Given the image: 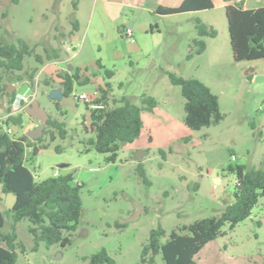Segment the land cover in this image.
Listing matches in <instances>:
<instances>
[{
    "label": "rangeland",
    "instance_id": "1",
    "mask_svg": "<svg viewBox=\"0 0 264 264\" xmlns=\"http://www.w3.org/2000/svg\"><path fill=\"white\" fill-rule=\"evenodd\" d=\"M74 1L0 0V41L23 38L46 60L51 44L58 43L62 36L61 26L71 27ZM154 1L125 0L118 9L124 22L134 27L135 43L118 34L120 23L113 21L116 14L101 9L86 42L82 31L75 39L76 48L72 47L74 43L70 45L72 54L86 43L82 59L92 78L98 71L103 73L98 61L114 70L111 84L115 96L126 95L140 103L142 94L147 93L160 102L152 111L143 110L140 136L122 144L115 162H109L107 154L87 144L94 134L84 129V122L89 125L90 119L83 101L77 100V111L64 106L63 117L44 83L53 77L38 69L30 78L32 67L40 68L35 56L26 57L21 72L0 68L5 85V90L0 91V124L8 113L10 90L32 94L26 108L20 111L25 112L22 126L14 127L16 137L26 134L31 125L26 110L35 99L49 114L66 122L67 135L54 140L45 135L48 147L26 161L28 168L38 180L70 173L75 182L82 184L83 213L70 235L72 242L47 247L41 241L34 250L35 242L28 231L30 222L22 220L16 231L26 252H19L16 264H82L85 257L101 248H106L118 264H166L160 253L153 263L141 262L143 246L153 228L161 224L170 234L195 220L220 215L234 200L236 177L225 170L229 163L264 169V58L234 60L227 2L214 0L215 6L201 13V18L218 33L216 37L204 38L207 48L202 54L187 59L189 46L197 37L193 14L157 15ZM84 5L87 20L92 0H85ZM256 5H264V0L248 2L250 7ZM147 22L160 30L146 36ZM147 25L149 30L151 25ZM139 45L147 49L144 54L133 53ZM167 72L205 82L218 95L224 118L199 130L187 127L185 99ZM97 80L77 85V94L93 95ZM31 150L28 149L27 158ZM138 153L142 155L140 160ZM139 165L145 170L147 181L140 176ZM0 197V210L6 212L15 197L4 193L1 183ZM2 230H11L10 220ZM223 230V235L208 242L195 256L196 264H264V196L251 216L234 229L226 224Z\"/></svg>",
    "mask_w": 264,
    "mask_h": 264
},
{
    "label": "trees",
    "instance_id": "2",
    "mask_svg": "<svg viewBox=\"0 0 264 264\" xmlns=\"http://www.w3.org/2000/svg\"><path fill=\"white\" fill-rule=\"evenodd\" d=\"M226 16L230 34V43L233 57L236 61L257 60L264 58V5L248 7L246 0H224ZM79 0L74 1L77 8ZM215 6L214 0H182L175 6H160V13L171 14L191 10H206ZM77 29V22H73ZM195 28L197 37L192 40L187 59L194 54H202L207 47L204 37H216L217 30L196 19ZM35 56L41 65L45 57L35 51L25 39L18 38L16 42L0 41V68L6 72H20L25 69V59ZM47 59H51L49 53ZM103 69L105 78L110 79L115 72L106 68L98 61ZM39 65L32 67L30 78L38 71ZM172 84L181 88L185 99L184 122L192 130H199L218 124L224 114L220 110L219 97L202 80L194 77H184L174 72H167ZM89 78L83 79L79 71L62 75L59 86L66 95H71L77 85L86 84ZM48 87H54L53 79H45ZM5 90L0 75V91ZM113 87L110 81L100 86L97 102H104L105 108H86L90 124L84 122L86 132L94 135L87 139V144L97 152L107 154L109 162H115L119 156L122 144L134 142L144 128L143 110H154L159 101L153 95L143 93L140 103L133 102L128 96L116 98L112 95ZM16 91L8 92L9 104L16 96ZM61 116H65L64 105L53 100ZM78 106V105H77ZM11 107L8 106V112ZM25 113V112H24ZM19 112L4 119L6 125L22 126L23 114ZM254 126V125H253ZM45 135L51 140L67 135L65 120L50 114L43 134L30 139L26 134L18 138L9 134L0 124V183L4 193H12L15 197L13 206L3 212L0 210V264H16L19 252H26V246L18 240L17 224L28 220V231L35 242L34 250L39 248L41 241L47 247L55 244L66 246L72 242V232L83 213V200L81 196L82 184L74 181L73 175L55 174L48 178L38 180L28 168L26 161L33 159L40 149L47 148ZM152 140V137H150ZM31 148V156L27 158V151ZM60 150L59 146H56ZM165 153L164 150H162ZM139 174L147 181L145 170L138 167ZM236 177L234 200L228 204L220 215L205 217L182 227L173 229L167 234L165 228L159 224L150 231L147 243L142 249L141 262L153 263L155 256L161 254L166 264H196L195 256L210 241L224 234V226L231 229L241 221L251 216L253 208L264 196V169L261 167H248L245 164L229 163L226 167ZM2 198L0 197V200ZM10 220L11 230L3 232V227ZM82 264H118L106 248L92 253L84 258Z\"/></svg>",
    "mask_w": 264,
    "mask_h": 264
},
{
    "label": "crops",
    "instance_id": "3",
    "mask_svg": "<svg viewBox=\"0 0 264 264\" xmlns=\"http://www.w3.org/2000/svg\"><path fill=\"white\" fill-rule=\"evenodd\" d=\"M181 1L182 0H177L175 3H172V2H164L161 0H156L153 2V5L155 7V10H153V11L157 15H166L164 13L158 12L157 9L160 6H175V5H178ZM84 2H85V0H79L77 8H74V15L71 16V19H70L71 27L66 29L63 26H61L62 36L60 37L59 42L51 44V46H50V51H51L50 54H51L52 58L46 59L44 61V63L40 65L39 73L45 72L46 74L52 76L53 77L52 78L53 84L55 85L54 87L62 88L61 86H59V83L62 81V75L66 74L67 72L73 73V72L79 71L80 74L82 75L83 79H85L86 77L89 78L87 83L93 82L96 78H98L97 84L94 87L93 94H99L100 93V86H105V81H110V83H111L112 78H110V79L105 78V75L102 73V71H98L97 73H95L94 77L92 78L87 73L86 62L82 59V55L84 53V48H85V44H86L85 42L88 38V34H89L91 26L94 22V19H95V17H99V11L101 9H104L105 11H108V12L110 10H112L116 14L115 19L113 21L115 23H120V25L118 26V34L122 35V32L126 26H131V27H133V26L128 22H124V19L122 18V16L118 14V13H120L118 11V9L120 10L125 5V0H92V5L90 8L91 10H90V14H89L87 20L85 19V16H84V6H85ZM248 2L253 3L254 0H246L247 6H248ZM134 5H139V3H135ZM259 6H263V5H259ZM248 7H250V6H248ZM252 7H258V5L252 6ZM207 10L208 9H206V10H191V11H184V12L193 14L192 19H194L196 21L197 18H201V13H203L204 11H207ZM184 12H178V13H184ZM171 14H174V13H171ZM201 19L203 20V18H201ZM73 22H77V27H78L77 29H75V25ZM204 22H206V21H204ZM206 23L208 25H210L208 22H206ZM147 24L151 25V23L150 22L145 23L144 30H145L146 36H149V34L154 35L157 32V30L158 31L160 30L159 26H153V25H151L149 30H148ZM82 31L84 32L83 39L85 37V39H84L85 42L82 43L81 47L78 50H76L74 53L70 54V52H69L70 48H71L70 45L72 43H74V44H72L73 45L72 47L74 49L76 48L75 39L79 36L78 34H80ZM122 36H124V35H122ZM194 38H196V37H194ZM135 42H136V40L133 43H135ZM189 49H190V46H189ZM133 50H134V52H133L134 54H144L147 49H145L142 45L141 46L139 45L137 49H133ZM101 64L106 67L105 64H103V63H101ZM38 75L39 74H37V76ZM54 87H49L48 92H50V90ZM112 87H113V85H112ZM74 93H77L76 88L74 90ZM74 93H73V95H74ZM112 95L116 98H120L118 96H115L114 92H112ZM154 97L156 98V96H154ZM30 117H31V119H30L31 125H29L27 127L26 132L39 125L38 124L39 120L36 117H33L31 115H30ZM14 127L15 126H13V128Z\"/></svg>",
    "mask_w": 264,
    "mask_h": 264
},
{
    "label": "water",
    "instance_id": "4",
    "mask_svg": "<svg viewBox=\"0 0 264 264\" xmlns=\"http://www.w3.org/2000/svg\"><path fill=\"white\" fill-rule=\"evenodd\" d=\"M10 92H12V90H10ZM49 98L60 102L64 106L69 105L76 111L78 109L76 97L73 94L66 95L60 87L52 88L49 92ZM26 113L36 117L40 121L38 126L26 132V136H28L30 139L40 137L44 132L50 114L41 106L38 99H35L32 102L31 107L26 110ZM136 157L140 160L142 155L138 153Z\"/></svg>",
    "mask_w": 264,
    "mask_h": 264
},
{
    "label": "built area",
    "instance_id": "5",
    "mask_svg": "<svg viewBox=\"0 0 264 264\" xmlns=\"http://www.w3.org/2000/svg\"><path fill=\"white\" fill-rule=\"evenodd\" d=\"M122 35H124L131 42L135 41L134 29L131 26H126L122 32ZM74 95L77 100L83 101L85 104H88L90 109H102L106 107V104L104 102L96 101V98L99 97V94L88 95L87 93H74ZM31 96L32 94L29 93L16 94L13 101L9 104L11 110L6 114L5 118L23 111L26 108V105L30 102ZM1 125H3L4 130L9 134L14 133L13 126L6 125L3 121H1Z\"/></svg>",
    "mask_w": 264,
    "mask_h": 264
}]
</instances>
